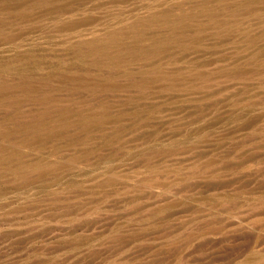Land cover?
Segmentation results:
<instances>
[{
	"label": "rangeland",
	"instance_id": "rangeland-1",
	"mask_svg": "<svg viewBox=\"0 0 264 264\" xmlns=\"http://www.w3.org/2000/svg\"><path fill=\"white\" fill-rule=\"evenodd\" d=\"M0 264H264V0H0Z\"/></svg>",
	"mask_w": 264,
	"mask_h": 264
}]
</instances>
